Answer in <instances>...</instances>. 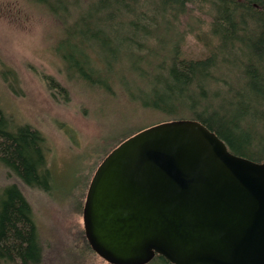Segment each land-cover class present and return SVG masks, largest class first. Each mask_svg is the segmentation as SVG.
Listing matches in <instances>:
<instances>
[{
  "label": "trees",
  "instance_id": "1",
  "mask_svg": "<svg viewBox=\"0 0 264 264\" xmlns=\"http://www.w3.org/2000/svg\"><path fill=\"white\" fill-rule=\"evenodd\" d=\"M36 1L70 35L61 54L81 76H94L96 60L89 53L100 40V57L108 58L100 65V81L109 87L114 73L125 84V51L139 76L130 94L142 105L169 115L165 121L198 119L233 153L264 161V0ZM188 33L206 52L183 54ZM116 61L124 64L115 68ZM144 62L149 66L144 68ZM141 129L123 135L114 147ZM0 162L18 179L0 201V263L34 264L42 258L43 245L23 187L51 184L45 138L30 124H14L1 106ZM147 264L173 263L156 254Z\"/></svg>",
  "mask_w": 264,
  "mask_h": 264
},
{
  "label": "water",
  "instance_id": "2",
  "mask_svg": "<svg viewBox=\"0 0 264 264\" xmlns=\"http://www.w3.org/2000/svg\"><path fill=\"white\" fill-rule=\"evenodd\" d=\"M111 264H264V161L233 153L194 118L124 139L101 161L83 208Z\"/></svg>",
  "mask_w": 264,
  "mask_h": 264
},
{
  "label": "rangeland",
  "instance_id": "3",
  "mask_svg": "<svg viewBox=\"0 0 264 264\" xmlns=\"http://www.w3.org/2000/svg\"><path fill=\"white\" fill-rule=\"evenodd\" d=\"M203 18L208 27L209 18ZM68 38L62 22L45 5L0 0V106L14 124H30L45 138L51 184L23 187L43 245L42 258L34 264H111L92 249L85 235L83 208L90 182L103 157L126 134L169 115L147 108L130 94L139 76L125 51V84L112 73L105 88L100 65L108 58L100 57V40L89 53L97 69L90 78L63 58ZM203 52V44L188 33L183 54L196 57ZM122 64L116 61L114 67ZM52 79L59 86H53ZM16 177L0 162V201Z\"/></svg>",
  "mask_w": 264,
  "mask_h": 264
}]
</instances>
